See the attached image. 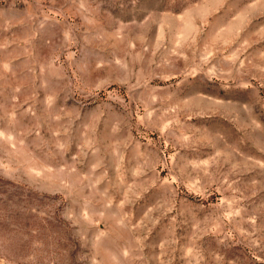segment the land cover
Segmentation results:
<instances>
[{
  "label": "rangeland",
  "instance_id": "1",
  "mask_svg": "<svg viewBox=\"0 0 264 264\" xmlns=\"http://www.w3.org/2000/svg\"><path fill=\"white\" fill-rule=\"evenodd\" d=\"M0 264H264V0H0Z\"/></svg>",
  "mask_w": 264,
  "mask_h": 264
}]
</instances>
